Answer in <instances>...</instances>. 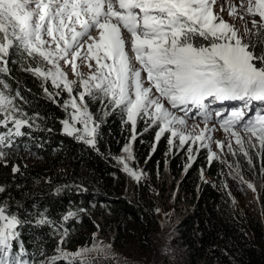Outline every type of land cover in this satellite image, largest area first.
Instances as JSON below:
<instances>
[{
	"label": "snow or ice",
	"instance_id": "1",
	"mask_svg": "<svg viewBox=\"0 0 264 264\" xmlns=\"http://www.w3.org/2000/svg\"><path fill=\"white\" fill-rule=\"evenodd\" d=\"M224 12L241 26L225 19ZM16 63L41 80L44 94L65 112L60 120L62 134L89 148L99 151L98 130L103 123L89 110V101H94L105 117L117 110L126 116L122 123L131 124L132 141L137 120L147 118L148 127L158 128L157 143L169 133V151L176 140L180 148L187 145L190 163L185 171L195 161L194 153L207 149L209 165L219 160L229 170L228 177L253 193L258 192L257 176L264 188V109L253 112L251 107L254 101L264 103V0H227V6L225 0H0V163L4 167L14 157L35 155L20 144V138L53 130L37 123L45 117L29 114L18 103L28 101L9 83L13 78L9 65ZM49 81L57 91L45 86ZM62 92L68 99L60 104ZM237 101L238 108H212ZM220 131L224 138L216 139L213 133ZM213 144L219 153L213 151ZM121 151L126 155L113 159L139 183L146 173L130 166L131 143ZM238 153L253 179L245 175ZM253 154L261 161L259 172ZM229 155L235 163L227 159ZM11 172L21 174L20 165L11 163ZM5 193L6 186L0 184V194ZM86 211L69 210L62 220L77 219ZM32 222L0 199V264H104L113 255L112 245L101 242L96 233L91 246L68 250L64 245L69 230L64 228L53 255L40 250L44 259L35 260L19 231ZM34 223L55 228L45 212H38ZM96 228L99 231L100 225Z\"/></svg>",
	"mask_w": 264,
	"mask_h": 264
},
{
	"label": "trees",
	"instance_id": "2",
	"mask_svg": "<svg viewBox=\"0 0 264 264\" xmlns=\"http://www.w3.org/2000/svg\"><path fill=\"white\" fill-rule=\"evenodd\" d=\"M9 66L13 77L9 83L28 101L18 103L29 114L38 112L45 117L37 121L43 128L53 129L20 138V144L35 155L14 157L8 167L0 163V184L7 188L0 199L7 200L11 211L21 218L33 221L19 231L27 252L36 254L35 260L44 259L40 250L53 255L59 233L67 228L69 238L64 247L68 250L91 244L94 231L101 242L112 245L113 255L105 258L104 264H264V188L259 187L258 176V210L235 209L224 187L228 169L219 160L209 165L207 149L194 153L196 159L185 171L190 163L187 145L180 148L176 140L169 151L167 133L157 143L158 128L148 127L147 118L137 120V136L132 141L131 124L122 123L126 116L117 110L105 117L102 106L94 101H89V110L103 123L98 130L99 151L89 148L62 134L60 120L65 112L44 94L43 82L22 71L20 63ZM45 86L56 91L50 82ZM63 95L58 97L60 104ZM255 105L264 107L261 102ZM129 142L133 164L146 173L139 183H132L113 159ZM237 158L247 178L253 179L244 157ZM253 158L259 172L261 161L254 154ZM232 161L235 163L234 158ZM11 163L20 165L21 174L13 176ZM173 193L180 205L179 218L172 230L164 231L159 227L156 206L162 196ZM79 208L87 211L77 219L62 220L69 210ZM38 212H45L55 228L37 226Z\"/></svg>",
	"mask_w": 264,
	"mask_h": 264
},
{
	"label": "rangeland",
	"instance_id": "3",
	"mask_svg": "<svg viewBox=\"0 0 264 264\" xmlns=\"http://www.w3.org/2000/svg\"><path fill=\"white\" fill-rule=\"evenodd\" d=\"M225 6H227V0H225ZM216 10L219 11L218 8ZM223 15H224L225 19L229 20L232 23H235L237 25V27L241 26L242 22H240L239 20H232L231 17L227 16V12H224ZM82 71H84L86 73L87 69L84 68V69H82ZM71 78L74 79L75 77H71ZM50 85H51V82H50ZM52 89H55V88L53 87ZM63 93H64V95H63V102H64V100L68 99V95H67L66 92H63ZM222 111H224V110H222ZM197 119H199V118H197ZM188 123H189V126H191L193 121L189 120ZM77 127H81V126L77 125ZM200 127H203V124H201ZM167 134H169V133H167ZM213 135L215 136L216 139H223L224 138V134H223L222 131L214 132ZM233 147H237L235 145L234 141H233ZM131 148H132V144H131ZM212 148H213V151H216L217 153L220 152V150L217 149L214 144L212 145ZM226 151H227V149L225 148V152ZM121 155H126V154L122 153V151H121L119 156H121ZM238 155H240V154L238 153ZM227 159L232 161L233 157H231V155H229V156H227ZM129 164L135 170L141 171L140 167L134 165L132 160L129 161ZM131 182L135 183L136 181L131 179ZM225 183H227L229 185L227 190L230 193L229 195H230L231 204H232V206L235 209H239L240 211H247V212H254V211L258 210L259 205H258L257 196L251 190L247 189L246 185L238 184L235 180H232L227 175H226ZM159 200L160 201H158V204L156 206V215H157V218H158V221H159V227L162 230H164V231L172 230L173 227H174L175 222L179 218V206L180 205L178 204L174 193L171 196L164 195ZM157 209H159L160 211L157 212ZM93 233H96V231L90 233V236H91L92 239H93ZM97 236L99 237V240H100V236L98 234H97ZM91 244H88L87 246H91ZM79 247H81V246L76 247L75 250L77 248H79ZM75 250L73 249V250H70V251H75Z\"/></svg>",
	"mask_w": 264,
	"mask_h": 264
},
{
	"label": "bare ground",
	"instance_id": "4",
	"mask_svg": "<svg viewBox=\"0 0 264 264\" xmlns=\"http://www.w3.org/2000/svg\"><path fill=\"white\" fill-rule=\"evenodd\" d=\"M240 159V158H239Z\"/></svg>",
	"mask_w": 264,
	"mask_h": 264
}]
</instances>
